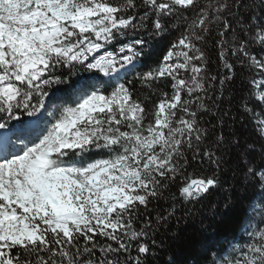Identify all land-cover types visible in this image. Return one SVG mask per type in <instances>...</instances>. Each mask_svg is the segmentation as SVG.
Here are the masks:
<instances>
[{
    "label": "snow or ice",
    "instance_id": "snow-or-ice-1",
    "mask_svg": "<svg viewBox=\"0 0 264 264\" xmlns=\"http://www.w3.org/2000/svg\"><path fill=\"white\" fill-rule=\"evenodd\" d=\"M173 20L183 22L178 41L156 66L136 71L148 45L139 33L162 37ZM213 24L226 71L229 55L256 69L247 100L264 109V56L249 50L264 51V0H0V130L31 118L19 132H0V264H149L164 250L154 237L177 202H198L221 185L224 137L207 142L198 118L208 109L200 95L207 57L197 42ZM130 33L136 38L118 43ZM78 68L104 77L131 71L151 95H138L131 80L77 89L70 78ZM165 81L170 91L153 90ZM62 84L72 87V104L49 111L50 90ZM247 100L241 107L264 140V117ZM206 163L211 174L199 175ZM245 169L256 185L240 221L248 240L208 244L204 264H264V165ZM162 199L169 209L153 216L150 205Z\"/></svg>",
    "mask_w": 264,
    "mask_h": 264
},
{
    "label": "trees",
    "instance_id": "trees-1",
    "mask_svg": "<svg viewBox=\"0 0 264 264\" xmlns=\"http://www.w3.org/2000/svg\"><path fill=\"white\" fill-rule=\"evenodd\" d=\"M199 2L206 4L209 0H199ZM136 3L139 5L142 0H136ZM145 10L143 7L139 8L136 15L142 16ZM128 14H132L131 10ZM183 14L187 18L193 17L191 12L185 11ZM182 23L178 20L171 21V27L166 33L155 39L150 38L146 32L139 33L148 40V45L145 47V55L139 61L136 71H147L161 61L171 44L177 42L184 32ZM136 36V33H130L128 36L121 37L118 43L134 39ZM197 47H200L207 57V71L202 74L206 77V91L200 95L208 109L207 112L199 109L198 118L201 126L208 129L207 142L215 141L221 134L224 137L219 145L220 151L216 153L223 157L219 171L221 185L210 190L198 202L183 204L177 202L174 215L169 217L166 225L158 228L154 237L157 244L163 241L164 250L157 248L156 251L159 254L154 261L150 258L149 264H167L169 256H173L177 264H204L205 249L208 244L221 242L225 238L230 240L233 236H236L234 244L248 240V237L240 230V221L243 219L246 204L256 194V185L245 177V164L251 163L257 168L264 165V140L259 135L257 125L241 107V101L242 99L247 100L249 96L250 80L254 77L259 79V76L256 69L248 67L246 59H237V56L233 55L228 57L229 63L233 65V72L229 74L226 71L223 59L218 55L220 46L215 24L206 34L204 42H197ZM249 50L257 58L264 56V51L256 44H250ZM113 51H115L114 48ZM95 75L102 77L101 73L78 68L74 70L70 84L77 89H83V86L91 84L89 81L95 79ZM226 75H230V78L224 80ZM134 76L135 73L129 71L126 78L123 74L102 79L119 83H127L131 80L132 87L138 95L142 97L151 95L149 89L138 79H134ZM207 77H215V80H209ZM157 87L162 88L163 91H170V82L165 81L163 84L153 85V90ZM50 93L60 96L56 97L59 99L66 100L74 97L72 87L64 84L55 86ZM184 98L187 99L186 96ZM247 103L260 117H264V109L258 102L247 100ZM26 118L29 117L26 116ZM233 140L239 141V147L232 143ZM247 145H252V149H247ZM211 171L212 166L207 163L201 169H197L199 175H210ZM188 172H193V169L189 168ZM195 175L196 173L194 177ZM171 191L177 192L176 187H172ZM166 196L167 193H165ZM169 207L170 202L162 199L150 205V210L155 216L157 211L166 214ZM260 210L257 205L254 211H249V215L254 216L252 223L259 222ZM141 214H143V209H141ZM173 236L176 238L170 239Z\"/></svg>",
    "mask_w": 264,
    "mask_h": 264
},
{
    "label": "rangeland",
    "instance_id": "rangeland-1",
    "mask_svg": "<svg viewBox=\"0 0 264 264\" xmlns=\"http://www.w3.org/2000/svg\"><path fill=\"white\" fill-rule=\"evenodd\" d=\"M116 47H117V45L116 44H113V45H111L108 49H107V51H113V50H111V48L113 49H116ZM103 51H105V50H102V52ZM123 72V71H122ZM121 72V73H122ZM113 75H117V74H113ZM72 103H63V104H61V105H71ZM58 105V104H57ZM52 107L53 106H51V105H49V111H51L52 110ZM48 119V117H47V114L45 113L44 114V120L46 121ZM23 120H25L24 119V116L23 117H21V121H23ZM20 124V122H17V121H11L10 122V128L9 129H3V130H0V132H9V133H11V132H19V131H21V130H16V129H12V128H15L17 125H19ZM45 127H50V125H44Z\"/></svg>",
    "mask_w": 264,
    "mask_h": 264
}]
</instances>
